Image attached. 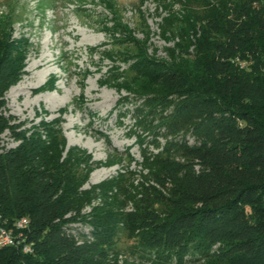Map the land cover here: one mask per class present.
<instances>
[{
  "label": "trees",
  "instance_id": "16d2710c",
  "mask_svg": "<svg viewBox=\"0 0 264 264\" xmlns=\"http://www.w3.org/2000/svg\"><path fill=\"white\" fill-rule=\"evenodd\" d=\"M194 7L183 14L186 48L156 60L151 112L155 142L165 139L143 148L155 185L117 176L84 186L92 156L65 152L53 121L16 131V145L0 136V224L25 231L0 248V264H115L107 254L122 235L141 264H264V0ZM23 67L0 49V133L13 126L5 92Z\"/></svg>",
  "mask_w": 264,
  "mask_h": 264
},
{
  "label": "rangeland",
  "instance_id": "374dc122",
  "mask_svg": "<svg viewBox=\"0 0 264 264\" xmlns=\"http://www.w3.org/2000/svg\"><path fill=\"white\" fill-rule=\"evenodd\" d=\"M205 1L0 0V46L24 66L5 92L3 111L13 126L0 133L1 142L16 145V131L53 121L64 134L65 152L78 146L92 156L84 186L117 176L155 185L149 172L154 164L143 148L155 152L165 139L155 142L151 112L160 84L156 60L171 62L181 54L185 9L199 5L205 13ZM117 244L107 254L111 262L141 264L130 253L129 237Z\"/></svg>",
  "mask_w": 264,
  "mask_h": 264
},
{
  "label": "bare ground",
  "instance_id": "6f19581e",
  "mask_svg": "<svg viewBox=\"0 0 264 264\" xmlns=\"http://www.w3.org/2000/svg\"><path fill=\"white\" fill-rule=\"evenodd\" d=\"M20 221H18V227L20 228H25V226H27V220H23V219H18ZM4 227V226H3ZM17 227V228H18ZM3 233L5 234V239L6 240H9L11 243L13 242V233H16V232H10L8 231L7 229H5V227L3 228ZM18 234V233H17ZM19 235V234H18ZM15 237V236H14ZM16 240V239H15ZM23 240V238H22ZM3 246H6V245H0V248L3 247ZM26 247V246H25ZM28 251H30L29 249H27Z\"/></svg>",
  "mask_w": 264,
  "mask_h": 264
},
{
  "label": "built area",
  "instance_id": "2783aa9c",
  "mask_svg": "<svg viewBox=\"0 0 264 264\" xmlns=\"http://www.w3.org/2000/svg\"><path fill=\"white\" fill-rule=\"evenodd\" d=\"M18 219H23L25 220V217H20ZM12 232H17L20 236H21V240L24 237L25 231H17L12 229ZM11 244V242L9 240L5 239V234L3 233V225H0V245H9ZM25 249H29L31 251V245L29 248H25Z\"/></svg>",
  "mask_w": 264,
  "mask_h": 264
}]
</instances>
